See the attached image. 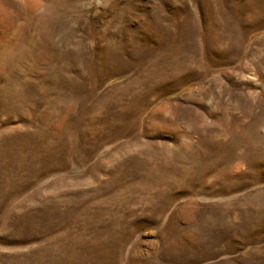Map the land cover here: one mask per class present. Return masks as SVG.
<instances>
[{"label":"rangeland","instance_id":"rangeland-1","mask_svg":"<svg viewBox=\"0 0 264 264\" xmlns=\"http://www.w3.org/2000/svg\"><path fill=\"white\" fill-rule=\"evenodd\" d=\"M0 264H264V0H0Z\"/></svg>","mask_w":264,"mask_h":264}]
</instances>
